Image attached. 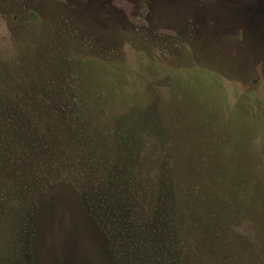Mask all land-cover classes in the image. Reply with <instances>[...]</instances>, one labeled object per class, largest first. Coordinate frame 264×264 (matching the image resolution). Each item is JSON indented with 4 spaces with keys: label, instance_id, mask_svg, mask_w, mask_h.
I'll return each instance as SVG.
<instances>
[{
    "label": "rangeland",
    "instance_id": "rangeland-1",
    "mask_svg": "<svg viewBox=\"0 0 264 264\" xmlns=\"http://www.w3.org/2000/svg\"><path fill=\"white\" fill-rule=\"evenodd\" d=\"M0 59V264H264V0H0Z\"/></svg>",
    "mask_w": 264,
    "mask_h": 264
},
{
    "label": "trees",
    "instance_id": "trees-1",
    "mask_svg": "<svg viewBox=\"0 0 264 264\" xmlns=\"http://www.w3.org/2000/svg\"><path fill=\"white\" fill-rule=\"evenodd\" d=\"M1 60V59H0ZM0 83H1V80H0ZM2 84V83H1ZM0 89H1V87H0ZM1 91V90H0ZM2 92H0V96H2V94H1ZM30 97H31V95H30ZM1 98V97H0ZM1 100V99H0ZM30 112H32V111H30ZM21 115H24V112L23 111H21L20 109H18L16 106H13V105H6V104H4L3 105V103H2V101H0V121L3 119H5V120H7V125H9L10 127H21L22 126V124H20V123H17V122H19V121H17V119L19 118V117H21ZM27 115H28V113H27ZM25 117H23V119H24ZM0 128H2V127H0ZM19 129V128H18ZM0 131H1V129H0ZM1 132H4V134L6 135V131H1ZM14 133H16V132H14ZM26 137V136H25ZM3 158H1L0 159V165L2 166V164H3ZM5 164H3V165H10V166H13L14 164H15V162H14V160H12V159H9V158H6L5 159ZM250 223H252V227L253 226H256L257 227V225H255V222H253V221H251ZM258 243H260V244H264V242H263V240H258V242H257V244ZM245 257V256H244ZM243 259V258H242ZM245 260H247L246 258H245ZM247 262V261H246Z\"/></svg>",
    "mask_w": 264,
    "mask_h": 264
}]
</instances>
